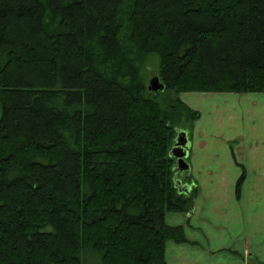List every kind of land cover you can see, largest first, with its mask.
<instances>
[{"label": "trees", "instance_id": "trees-1", "mask_svg": "<svg viewBox=\"0 0 264 264\" xmlns=\"http://www.w3.org/2000/svg\"><path fill=\"white\" fill-rule=\"evenodd\" d=\"M181 91L264 93V0H0V264H168Z\"/></svg>", "mask_w": 264, "mask_h": 264}, {"label": "crops", "instance_id": "crops-1", "mask_svg": "<svg viewBox=\"0 0 264 264\" xmlns=\"http://www.w3.org/2000/svg\"><path fill=\"white\" fill-rule=\"evenodd\" d=\"M214 145L211 143L209 147ZM188 147L189 144L185 160L189 161V170L185 172L201 185L189 210L165 215L168 225L182 227L186 239L166 242L167 263L244 264L249 260L264 264V189L259 183L249 190L254 176H264V152L259 153L256 160H251L254 154L244 156L247 169L242 196L236 200L234 184L240 172L229 146L222 148L223 159L214 154L192 155ZM211 160L215 162L210 164ZM199 162L209 167L199 169ZM252 192L259 196L253 204L248 199Z\"/></svg>", "mask_w": 264, "mask_h": 264}, {"label": "rangeland", "instance_id": "rangeland-1", "mask_svg": "<svg viewBox=\"0 0 264 264\" xmlns=\"http://www.w3.org/2000/svg\"><path fill=\"white\" fill-rule=\"evenodd\" d=\"M158 65L159 62L156 55H148L143 60L141 71L146 86L150 78L157 75ZM178 98L188 107L199 113V117L194 121L183 123L176 128V130H184L187 133L189 152L192 155L195 153L198 157L204 154L208 156L214 154L219 159H223L222 148H225V145L229 146L235 164L239 167V172L244 171L246 174L247 166L244 156L246 154H254L251 160H256L257 155L264 152V93L181 91L178 93ZM190 142L192 145H190ZM211 143L215 144V147H209ZM249 150L250 152H248ZM186 162L189 163L188 160ZM214 162L211 160L210 164ZM253 162L256 161H251V163ZM206 167H209V165L199 162L197 168ZM176 178L182 183L191 184V187L195 186L197 197L199 192L198 188L201 184L198 185L194 177L185 171L184 173L178 171ZM259 183L262 189H264L263 175L253 177L249 190L252 191V188L255 187L253 184L258 185ZM241 196L240 193V196L238 198L235 197V199L238 200ZM258 198V194H254V192L248 196L252 204ZM244 264L257 263L245 260Z\"/></svg>", "mask_w": 264, "mask_h": 264}, {"label": "water", "instance_id": "water-1", "mask_svg": "<svg viewBox=\"0 0 264 264\" xmlns=\"http://www.w3.org/2000/svg\"><path fill=\"white\" fill-rule=\"evenodd\" d=\"M148 92H156L164 88V84L160 81L158 75H154L148 81L146 86ZM187 145L188 137L187 133L184 130H176V135L174 138V143L172 148L169 151V155L175 158V168L179 172H184L189 170V164L186 162L185 158L187 156ZM175 187L178 192L188 194L191 187L189 184L182 183L179 179L174 178Z\"/></svg>", "mask_w": 264, "mask_h": 264}]
</instances>
